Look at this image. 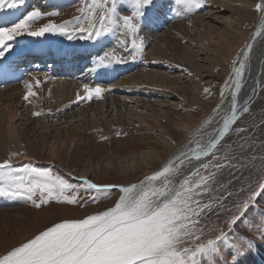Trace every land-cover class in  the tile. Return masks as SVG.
<instances>
[{
  "label": "rangeland",
  "instance_id": "1",
  "mask_svg": "<svg viewBox=\"0 0 264 264\" xmlns=\"http://www.w3.org/2000/svg\"><path fill=\"white\" fill-rule=\"evenodd\" d=\"M209 1L205 0V6L197 14L177 17L175 13L180 11L181 8L175 4V0H153L151 5L144 8V16L136 20L138 33L135 37L120 35L124 31L123 29L105 35L107 46L102 51V55L114 52L117 55L125 57L126 60L120 64L121 67L125 66L130 69H138L136 71L133 70L131 75L144 72L141 70L143 68H140L142 61L145 62L149 59V62H154L153 60L156 59L154 58L156 56L151 54V50L159 53L158 57L160 58L171 55L175 59V62L170 66L165 68L148 66V71L144 72L152 73L154 71L164 74L168 78L169 81L166 83L167 88L164 87V89H171L170 91L173 93L172 99L170 98L168 100L169 102L160 97L155 99L151 98L149 99L150 102L144 103V108L136 105H128L126 108H120L122 111L120 110L118 112L114 110L112 103H109H115L116 101H108L107 105L111 104V106L101 107V109L100 104L102 102L100 101L101 103L99 102L89 109H84L78 104L77 97L71 98L70 101L65 100L68 90L65 86L55 83L59 80L55 76L40 81L37 87L38 94L29 97L28 101H25L22 96L27 91L25 78L13 85L8 84L6 87L5 85L2 86L3 88L16 86L19 92L18 94L20 95V101L22 103V116L17 121V124L18 126L20 125L22 133L18 132V137L22 139L20 145L23 146L25 143L23 148L26 147L35 159L28 160L29 162L26 161L27 163H23L25 165L22 162L19 164L17 163L19 161L15 162L12 160V158L16 157L14 151H6L0 147V163L11 159L14 166L23 165L40 169H50L55 175L62 176L74 185H80L82 179L76 177V175L73 178L68 176L61 171V165L64 164V166L67 165L72 168L79 167L80 169L84 167L94 168L96 163H107L106 161L110 160L116 166L119 160L130 159L129 157L140 158L145 151V153L151 155V161H144L146 160L144 159L140 163L135 164L136 167H127L124 171H119L117 168H106L103 165L104 167L99 169L101 171L96 170L93 172V176L87 178L98 185L115 186H131L137 180L143 179L146 172L159 169L176 153L183 142L187 141V139L189 141L190 135L198 126L200 127L202 121L212 116L214 108L220 103V90L224 87V82L229 78L232 67L231 62L241 54V49L249 42V37H253L256 27L259 24V16L254 11V7L248 9L240 5H232L227 10L220 7L221 9L218 8L220 12L218 11L214 16H217L216 18H219V21L210 20L209 18L213 17L208 14L210 9L206 8ZM250 2L255 5L260 0H250ZM154 4H160L162 6L160 16L163 17L164 24L160 31L148 30L146 26V19L150 15L155 17L154 15L160 9L159 6L154 7ZM90 6L91 0H23L19 8H5L3 11H0V15H5L11 20L0 26H11L13 23L22 20L28 12L34 9H39L42 13L56 12L59 15H45L36 21L30 22L29 30H37L49 22L61 25L65 22L74 21L75 18L82 15L79 9ZM221 10L225 12L221 13ZM17 12H20V16L17 18L18 20L11 19V16ZM117 12L118 15L131 14L132 6L125 3L124 0H117ZM196 17H203L205 30H201V26H198L199 28L195 26L201 24L194 22ZM12 21L14 22L9 23ZM244 34L247 35L246 39ZM45 38H49L55 43H63L68 47L76 42L89 46L88 42L94 40H82L79 39L78 35L69 40L66 35L59 32L45 33L42 37H31L24 34L16 39L30 40L28 43L29 46L39 48L40 46L37 44ZM133 38H136L137 42L142 41L144 45L143 55L138 56L135 60L130 57L131 40ZM120 39L128 40L129 52H125L124 48L120 46ZM162 41H164L166 46H164ZM25 46L24 44L21 47L16 45L17 48H25ZM184 51H187L189 54H184ZM162 58L160 60H163ZM257 65L254 62L251 71L247 72L248 75H245L246 80L241 93L242 97L240 96L241 99L245 97L244 91L247 92L250 89V85H252V74L255 72L256 67H258ZM159 76L155 78L157 80H155L156 83L161 82L159 81L161 80ZM55 78L56 80H54ZM262 82L256 97L250 105V113L246 114L237 124V127H245L247 131L239 135L235 131L230 132L217 152V155H223L224 152L230 150V155H235L246 167L242 169L225 168L220 170L213 183V191L204 197L205 201H207L219 197L221 194L231 192L232 196L223 203L227 207L232 208L233 213L236 211L234 205L247 200L253 191H259L258 181L264 179V173L261 172V169L264 168V80ZM50 84L53 86H50ZM204 88H210V93L205 94L203 92ZM45 91H47V97ZM78 95L83 97L85 94L80 89L77 91ZM69 98L70 96L68 95ZM154 100H160V102L152 103L151 101ZM72 101L75 102L72 109L66 110V113H63L62 108L65 106V103L67 104ZM118 101L121 102V100ZM85 106L87 107V105ZM58 107L60 111H57ZM35 109H39L36 111H43L45 114L40 117H34L32 113ZM134 111L135 113L138 112V116L130 117ZM67 114L70 116L63 118V115ZM186 119L191 121V126L189 130L184 131L178 128V124ZM215 126V124L204 125L203 129L210 131ZM117 133H120V135L117 136ZM104 136L108 137V139L102 140L101 137ZM208 159L205 162H208ZM97 195L101 197L107 196L108 198H101L95 203L91 202L93 196ZM120 195L121 193L118 191V187H114L111 194H97L95 192L87 194L82 192L80 198L87 203V207L60 205L52 202L49 205L42 206L41 209L34 208L30 202H27L23 198L9 199L7 197H0V200H4L5 202L4 204H0V210L15 209L23 207V205L28 203L25 206L31 208L37 214L38 221L36 222L42 220L39 226H33L27 222L28 219L24 218L23 215L12 214L11 220H8L7 228L0 230V253L19 245L37 234L46 225L52 223V221L45 223L43 219L44 214H46L44 211L47 212L54 206L66 208L65 219L78 220L84 218L86 215L113 207ZM8 203L9 205H7ZM3 216L8 217L6 213ZM229 216L230 213L224 210H221L220 215H216L215 213L209 214L203 221L206 225L203 240L217 235L218 233L215 231L217 228H223L227 231L225 220ZM247 216L248 220L238 225L235 231L242 236H247L249 239L254 240V245L264 244V241L256 239L255 232L249 230L250 227H254L255 224L259 223L261 218H264V193H261L252 201ZM13 219H15V222H13ZM14 224H19L18 228L20 229H14ZM254 245L246 251L245 256L241 257L240 264H251V259H254ZM228 257L229 254L225 253L224 259L227 260Z\"/></svg>",
  "mask_w": 264,
  "mask_h": 264
},
{
  "label": "snow or ice",
  "instance_id": "2",
  "mask_svg": "<svg viewBox=\"0 0 264 264\" xmlns=\"http://www.w3.org/2000/svg\"><path fill=\"white\" fill-rule=\"evenodd\" d=\"M124 2L132 6L131 14L118 15L117 0H91V6L79 9L82 15L74 21L61 25L49 22L37 30H29L30 22L45 15H59L34 9L11 26H0V61L12 55L11 42L24 34L42 37L45 33L59 32L69 40L77 35L82 40H98L123 29L120 35L135 37L138 33L136 20L144 16V8L153 0ZM22 3L23 0H0V11L19 8ZM175 4L181 8L176 16L184 17L197 14L205 6V0H175ZM254 11L259 16V25L241 49V54L231 62L229 78L220 90V103L214 108L212 116L204 121L205 125L216 126L210 131L198 126L188 141V145L194 147L180 149L176 160L166 162L161 170L131 186L98 185L89 179H82L80 185H74L50 169L14 166L11 159L0 163V197L23 198L36 209L52 202L87 207V203L80 198L82 192L111 194L112 189L118 187L121 193L115 205L102 212L46 225L31 238L0 253V264H240L241 257L255 241L240 235L235 229L248 220L247 212L252 201L264 193V179L258 181L259 191H253L247 200L234 205L235 213L223 203L232 196L231 192L207 201L204 197L213 191V183L220 170L246 167L235 155H230V150L223 155H217V152L230 132L235 131L239 135L247 131L245 127H237V124L250 113L253 97L248 96L241 102L240 96L256 38L264 35V0L255 3ZM128 43L127 39L119 40L125 52H129ZM143 53V42L133 38L131 59L135 60ZM125 60L114 52L105 53L97 58L96 66L107 68ZM25 87L27 92L23 98L28 101L35 93L31 84L26 83ZM104 91L100 86L85 85V95H78L77 102L81 99H102ZM210 91V88L203 89L205 94ZM44 114L42 111L32 113L34 117ZM101 139L107 140L108 137ZM205 159L208 162H203ZM193 161L200 163L176 182L175 178L182 174V168L191 166ZM261 172L264 173V168ZM101 198L108 197L93 196L91 202ZM221 210L230 213L225 220L228 230L217 228V235L203 240L204 219L212 213L220 215ZM249 230L255 232L256 239L264 241V218ZM225 253L229 254L227 260L224 259Z\"/></svg>",
  "mask_w": 264,
  "mask_h": 264
},
{
  "label": "bare ground",
  "instance_id": "3",
  "mask_svg": "<svg viewBox=\"0 0 264 264\" xmlns=\"http://www.w3.org/2000/svg\"><path fill=\"white\" fill-rule=\"evenodd\" d=\"M232 5L233 6L234 5H240V6L248 8V9H251L252 7H254V4L251 3L250 0H210L208 2V5L206 6V8L210 9L208 14L212 15L213 18H209V19L210 20H217V22H218L219 18H216L217 16L214 17L216 15V13H218V11L220 12V10H218V8L222 7V8L227 10V8H229ZM155 6L156 7L159 6L160 9L158 12H156V15H154L155 17H152L150 15L148 17V19H146V26H147L148 30L160 31L163 27L162 25L164 24L163 17L160 16L162 6L160 4L159 5L154 4V7ZM213 9H215V10H213ZM20 12H22V11H20ZM20 12H17L13 16H11L12 17L11 19H17L20 16ZM224 12H225L224 10H221V13H224ZM203 17H205V16H203ZM203 17H196L194 19V22H197L198 24L201 23L199 25H195L197 27L201 26V30L202 29L205 30V26H204L205 23L203 24ZM9 19L10 18L5 16V15H0V25L6 23L7 21H11ZM237 32H239V31H237ZM241 35H243V34H241ZM244 35H245V39H246L247 35L246 34H244ZM249 38L251 39V37H249ZM250 39H249V41H250ZM29 41L30 40L16 39L15 41L11 42L13 45L12 55H10L7 60L0 61V79L3 77H6L7 79H10V80H12L14 78L15 79L14 81H16L17 79L20 80V79L25 78L24 80L26 81V83L32 85L35 95L38 94L37 93V91H38L37 87H38V83L40 81H43V80H46L49 78H53L55 76V77L59 78L58 82H55V83L57 85L65 86L68 90L67 98H65L66 101H70V99L71 98L73 99V97L76 98L77 97V91H79L80 89L83 91V88L85 85H88L90 87L100 86V87L105 89L102 99H99V100L93 99L91 101H85L82 99L80 102H78V104L81 105L84 109L85 108L89 109L91 106L97 105V103H99L100 101L102 102V103L100 102L101 103L100 109H101V107L102 108L107 107L108 105L111 106V104L107 105L108 101H116L115 103L114 102H109V103H112L114 110L119 112L120 110L122 111L123 107H125V108L128 107V105H134V106L136 105V106H141L144 108V105H145L144 103L150 102L149 99H151V98L155 99V98L160 97L161 99H165V101L166 100L168 101V100H170V98L172 99V97H173V93H172V91H170L171 89L166 90V88H167L166 83L169 80L164 74L157 73L154 71H152V73L151 72L144 73L145 71H148V68H147L148 66H158L161 68H165L167 66H170L171 64H173V62H175L174 61L175 59L172 58L171 55L166 56L164 58L161 57L163 60H160L161 58L158 57L159 53L151 50V54L156 56V57L153 56L154 58H156L155 60H153L154 62H149L150 61L149 59H147V61H145V62L142 61V63L140 61V63H141L140 68H143L141 70H143L144 72H141V73L135 74V75H131V72L133 70H135V68L130 69V68L125 67V66H124L125 67L124 68V67H121L120 64L113 63L111 66H109L107 68H97V66H96L97 65V58L100 56H103L102 51L107 46L106 36H104L98 40L94 39L92 42H88L89 46L86 44L84 45V43H83V45H81V44H79L80 42H76L75 43L76 45L73 43V45H71L69 47L67 45H64L63 43H61V44L55 43L54 41H51L49 38H45V39H42V42H39L37 44L40 46V47L38 46L40 49L39 51L34 50L35 46L34 47L29 46V44H28ZM243 42H244V39H243ZM162 43L164 44V46H166L164 41H162ZM23 44L26 45L25 48H17L16 47V45L21 47ZM156 50H157V48H156ZM40 51H43V55H45L47 60L51 61V62H49V63L46 62V64H43L41 62H35L33 65H30V64L19 65L20 64L19 61H26L25 55H27L28 53H36V52H40ZM164 52H165V50H164ZM78 53H80V54H78ZM64 54H65V57H70L71 59H74L73 62L70 60V58H68V61L67 60H60L59 61L60 64L59 63L54 64L53 60L55 58L58 59V57L61 58V55H64ZM184 54L188 55L189 53H187V51H184ZM93 57H94V59H92ZM191 57H192V55H191ZM40 61H43V60H40ZM254 62L258 64L257 65L258 67H256L255 72L252 74V81H251L252 85H250V87H249L250 89H248L247 92L244 91L245 97H243L242 99L240 98L241 102H243L244 99H247L248 96H252L253 97L252 101H253L254 98L256 97L258 91H259L261 83H263L262 81L264 80V35L256 38V42L253 46V51L251 53L250 68L247 72L251 71V68H252ZM66 64H69L68 69H64ZM134 64L136 65V63H134ZM58 65H59V67H61L60 69H58ZM80 66H81V68H80ZM71 70H73V73L71 72ZM75 70L78 71L77 75L76 74L74 75ZM136 70H138V69H136ZM156 73L159 74L160 76L157 75ZM246 75H248V73ZM157 76H159V78H161V80H159V81H161L160 83H156L157 80L155 78ZM54 80H56V78ZM13 83H17V82H11V84H13ZM22 83H24V82H22ZM5 84H7V82L6 83L4 82V84L2 82H0V147H2V149H5L6 151L7 150L11 151V152L14 151L15 154H19L20 157L16 155V157L12 158V160L15 162L19 161V162H17L19 164L22 162V164H23L28 160L29 161L31 159L34 160L35 157L29 152L28 149H26V147H24L25 149L23 148L25 143L23 146L20 145V141L22 139H21V137H18V132L22 133V131L20 129V125L18 126V124H17V121L22 116V111H21L22 103L20 101V95L18 94L19 92H18L16 86L12 87V88H3L2 85H5ZM52 84H50V86ZM41 87H42V85H41ZM164 87H166V88L164 89ZM254 88L256 89L255 93H253ZM51 91H49V92H51ZM26 92L27 91H25L24 94L22 95L23 97L26 94ZM45 92H46V97H47V95H48L47 91H45ZM41 95H42V93H41ZM68 95L70 96L69 99H68ZM118 100H121V102H119ZM151 102L152 103L153 102L159 103L160 100H154ZM74 103L75 102H73V101L68 102L67 104L65 103V106L64 107L62 106L63 108L60 107V108H62V112L66 113V110L72 109V107L74 106ZM85 105H87V107ZM130 107H132V106H130ZM120 108H122V109H120ZM39 109H35L34 111L39 110ZM57 111H60L59 107H58ZM108 111H110V110H108ZM136 113L134 111L130 115V117H136V115L138 116V112H136ZM73 115H75V113H73ZM67 116H70V115H68V114L63 115V118H65ZM140 117L142 118V116H140ZM209 118H206L202 121L200 128L203 129V127L205 125L204 121L209 119ZM190 126H191V121L187 120V119L178 124V128H180L181 130H184V131L189 130ZM205 126H208V125H205ZM23 141H25V140H23ZM187 147H194V145H188V139H187V141L183 142V144L179 147V149H177L176 153L173 156H171V158L168 161L176 160V156L179 154V150L182 148H185V150H187ZM9 149H11V150H9ZM145 152L143 154L141 153L142 155L140 156V158L139 157L138 158L129 157L130 159H126V160L121 159L117 162L116 166L110 160L106 161L107 163L98 162V163H96V166L94 168L93 167H84L82 169H80L79 167H73L72 168V167H69L67 165L64 166V164H63V165H61V171H63L65 174H67L68 176H70L72 178L74 177V175H76V177H80L81 179L90 178L91 176L94 175L93 172H95L96 170L101 171L99 169L101 167H104V166L106 168H114V169L117 168V169H119V171H124V170H126L127 167H131V166L136 167L135 164L140 163L144 159H146L144 161H149V160L151 161V155H149L148 153H145ZM12 155H14V154H12ZM206 160L207 159H205L203 162H205ZM177 163H178V161H177ZM199 163L200 162L193 161L191 166H184L182 168V174L175 178L176 182H179L184 176L190 174V172L194 169V166L199 164ZM165 164L166 163H164L159 169H153V170H150L149 172H146L144 174L145 177L153 174L155 171L161 170ZM23 165H25V164H23ZM139 178H141V177H139ZM139 178H137V179H139ZM140 180H142V179H139L137 181L139 182ZM137 181H136V183H138ZM4 203H5L4 200H0V204H4ZM26 204H28V203H26ZM25 205H23V207H18L15 209L0 210V230H4L7 228L8 223H9L8 220H11L12 214H21V215H23L24 218L28 219L27 222L29 224L31 223L33 226H39V224L42 222V220H40V222H36V221H38L36 212L32 211L31 208H27V206H25ZM65 212H66V208L54 206V207L50 208L49 211H47V212L44 211V213H46V214H44L43 222L47 223L49 221H52V222L55 221L56 222L59 220H63L66 218ZM100 212H102V211H100ZM4 213H6L9 218L4 217L3 216ZM92 214H95V213H92ZM32 220H34V221H32ZM13 222H15V219H13ZM18 225L14 224L13 225L14 229L17 228V230H19L20 228H18ZM2 233H4V232L2 231ZM248 258H250V257H248ZM253 258L255 260L251 259V264H264V244H259V245L255 244L254 245Z\"/></svg>",
  "mask_w": 264,
  "mask_h": 264
}]
</instances>
